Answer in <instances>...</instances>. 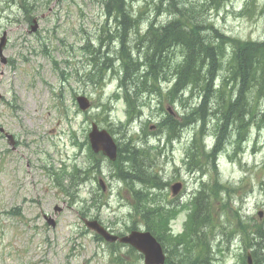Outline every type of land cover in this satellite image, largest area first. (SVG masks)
Segmentation results:
<instances>
[{"label":"rangeland","instance_id":"374dc122","mask_svg":"<svg viewBox=\"0 0 264 264\" xmlns=\"http://www.w3.org/2000/svg\"><path fill=\"white\" fill-rule=\"evenodd\" d=\"M58 1L33 4L29 15L23 8V0H0V37L4 31L8 32V44L4 53L14 63V66L0 63V93L3 96L0 101V126L16 140V148L12 149L9 141L0 134V264H118L117 261L122 264H143V259L127 247H114V251L108 249L84 225L83 219L97 216L114 233H127L129 227L133 226L144 229L136 215L133 218L129 216L134 212V201L129 190L114 174V168L103 163L101 177L107 183L104 192H97V181L90 178L75 193L77 197L74 201L57 188L52 175V170L58 172L64 163L71 165V170L75 167L84 170L92 166L94 161H90L86 141L92 124L88 119H94L100 127L117 122L113 132L115 138L121 139L122 144L125 143V137L122 136L124 131L118 124H127L122 100L115 102L114 108H109L110 100L119 90L116 76L121 75L123 69V62L119 61L120 32H117L118 23L114 21L118 16L113 11V16L108 15L105 6L108 0H66L57 3ZM124 1L128 6L131 2L133 12L137 15L142 12L143 19L154 20L157 27L180 18L173 12L172 15L165 12L171 2L169 0ZM188 1L196 6L204 4L205 7L213 2ZM188 1L181 0L182 6H192ZM214 1L219 4V9H207L206 22L209 26L244 42H264V0H256V5L253 6L256 8L249 7V14L244 16H238L237 13L244 9L245 0ZM160 4L157 8L161 11V16H157L158 9L154 7ZM188 17L185 14L181 20L189 23L192 20ZM192 17L195 18L193 15ZM33 18L38 19L39 29L31 34L26 21ZM142 28L145 30L146 26ZM135 33L141 35L142 30L139 34L133 27L127 32L125 44L126 52L135 54L133 58L137 59L135 67L139 75L141 73L138 70H145L141 61L151 48L149 43L154 42L155 38L144 37L145 41L135 46L132 40ZM89 40L91 50L88 52L81 47ZM221 40H218L219 50L227 43L225 40L221 45ZM197 47L189 45L191 52H196ZM200 47L205 49L204 45ZM224 49L221 60L223 65L218 72L220 77H223L234 56L230 47ZM171 54L166 61L162 60L164 66L161 71L167 74L170 73L168 63L181 61L183 51L176 49ZM96 63L108 65V72L107 69L102 70L103 77H92L93 71L98 70ZM153 69L157 71V67ZM99 79L103 82L97 83L96 80ZM170 81L172 79L167 82L162 78L153 81L156 83L154 88H159V91L161 89V96L143 93L138 97L137 105H141L144 117L142 121L128 125L129 132L132 129L133 132L140 133V139L136 140L134 136L132 139L143 151L141 159L150 163L164 184L170 183V186L156 191L155 198L159 202L168 204L176 198L171 194V186L177 182L183 183L177 199L179 203L193 199L202 183L207 196L212 195V188L214 189L212 199L217 212V224L211 223L212 233L208 228L210 250L205 253H211L217 244L221 248V243L217 241L219 239L223 242L225 252L223 256V253L219 254V250L214 252L219 259L214 264H241L240 255L245 253L242 234L234 236V233L238 234L240 221L244 218V225L250 223L247 226L249 236L253 233L254 226L264 223V121L260 122L263 125L261 130L257 126L251 128L248 141L240 146L239 150L244 152L241 156L238 155L240 162L229 158L236 147L231 142L215 159L205 156L202 162L204 171L193 175L184 165L185 152L193 135L192 131L200 125V120L181 129L182 138L175 139L176 136H172L173 140L169 144L165 139L171 132L162 131L157 125L163 123V113H159L161 108L179 121V116L185 112L183 106L199 105L204 98L198 96V89H192L184 95L185 103L178 102L175 106L176 100L171 104L168 99ZM131 84L130 88L135 90V94L144 91L142 87L137 89L136 80H132ZM78 96H86L92 103L86 118L83 115L85 112H81L76 103ZM164 97L167 99L159 105L158 102ZM149 105L152 106L151 109ZM261 119L262 115L258 114L253 120ZM210 122L209 117L208 123ZM143 129L147 136L142 133ZM216 132L217 130L206 139L208 151L216 141ZM154 134L160 135L161 139L158 140ZM218 147L220 149L221 144ZM199 163L196 160V164ZM68 178L69 175L63 178L67 186ZM217 183L243 188L234 193L217 187ZM93 194L95 199L100 200V208H93L95 204H91L89 199ZM222 196L229 202L227 215L220 211L218 204L222 203ZM85 200L89 201L85 203ZM259 212H263L262 218L259 217ZM81 214L86 216L83 218ZM45 215L56 221L54 228L46 225ZM186 217L187 211H182L173 223L176 233L182 232ZM225 237L232 239L228 243ZM258 242L256 240L257 245ZM257 245L255 249H258Z\"/></svg>","mask_w":264,"mask_h":264},{"label":"trees","instance_id":"16d2710c","mask_svg":"<svg viewBox=\"0 0 264 264\" xmlns=\"http://www.w3.org/2000/svg\"><path fill=\"white\" fill-rule=\"evenodd\" d=\"M112 1L115 5L113 12L115 11L120 23L124 18L123 13L125 11L124 6L126 2L124 0ZM29 7L30 6L28 5L25 7L26 11L29 9ZM106 9L108 11V15L113 16L112 9L108 6V1L106 4ZM186 15L189 16L188 18L190 20H192V26L190 29L178 20L161 27V29H164L165 32L168 30L171 33V36H167L166 32V35L157 37L155 38L154 42L151 41V43H149L151 48H149L146 55H144L143 61H141L143 62L142 68L145 67V70H138L137 72L141 73L139 75L136 73L137 67H135L137 66L135 60L137 59L133 58L135 54H132V52L130 53L129 51L126 52L125 43L127 40L125 39L127 31L120 32L118 36L121 54L119 61L123 62V70L120 75L121 85L126 84L129 78H132L133 81L136 80L137 89L140 87L144 88V91L140 94H135L134 92V94L131 96H125L129 108L131 109V116L141 115L140 105H137V101L139 100L138 97L140 95L143 93H153L161 96V89L160 91L159 88L158 90L155 89L154 86L156 83L153 81H157L159 78H162L167 82H169V79H172L170 82L173 84V86L168 91L169 97H172L169 100L171 104L173 103L174 99L179 97L181 102L185 103L184 99L186 98L184 96L178 95L174 90L175 88H180L182 90H192L197 89V87H199L201 84V88H204L205 98L201 97L204 99L199 105L192 104L187 106V113L182 116V119L186 122L185 124L197 122V120H200V122H198L200 124L208 123V114L210 113L206 112L205 107L207 102H209V98L206 97V94L207 91H209L208 89H210V94L213 95L211 87L212 80L215 75L217 76V73L221 69H219V56H217L216 52L214 51L215 48H218V40L211 39L208 36H203L202 32L204 26L201 25V22L197 21V18H193L189 13ZM211 31L214 32V29ZM215 33L217 34L218 38L221 37V35H219L217 32ZM220 39H222V45L226 38L223 37ZM234 44L236 51L232 57L231 64H229L228 71H234L236 74H240L242 76L241 85L243 88H246L247 86L250 87L248 84L250 80L255 81L256 86L259 88H264V42H241L236 40ZM189 45L198 46L196 48V52H191ZM201 45H204L205 49L201 48ZM176 49H181L183 51L182 60L176 61L173 64L168 63L170 66V73L167 74L161 71V67L164 66L162 60L164 59V61H166V58L172 55L171 53ZM107 61L111 62V60L108 58ZM101 64L102 65H98L97 63L95 64L98 70L95 69L97 72L93 73L94 78L99 77L100 75L103 77L104 74L102 75V70L108 69L107 64ZM153 67H157V71H155ZM145 71L148 72L146 73ZM161 72L163 73L161 74ZM114 74L117 75L116 73ZM225 88L226 87H224V89ZM249 90L252 91V88L250 87ZM218 94L221 95V98L216 96V100L213 102L214 105L222 104L225 101V98L222 96V89L218 92ZM241 101L242 100L240 99L236 101L231 99L232 103L229 105L227 110L237 106V103ZM241 103L244 102L242 101ZM248 116L250 118V113ZM160 126L162 127L161 129L163 131L167 130V132H171L170 137L180 134L181 129L186 127V125L183 126V124L181 125L180 122L175 121L170 115H167V118ZM222 128L223 121H217L215 126V131L217 130L215 134L218 136L216 142L217 146L220 144L219 138L221 136L220 133L222 132ZM193 138L194 140L192 142V146L189 148L188 153L194 155V151L196 150L204 154V148L201 145V136L197 135ZM128 140L133 141L132 137H130ZM120 146L119 158L115 163L111 164L115 169L114 174L130 186L140 206L137 208V210H139L138 213L141 215L146 229L150 231L159 242H161L166 250H168L166 264H200L202 261L200 262L199 260L204 259L202 256L203 252L197 253V251L209 249V247H207V242H203L201 239L202 228H200L204 226L202 223L203 220L201 219V214L204 213L203 211H205L207 214V201L206 195H203L204 191L199 192L198 196L195 198L197 209L191 219L190 232L188 234L186 232L181 236L173 237L170 232L169 224L170 220L176 215L175 211L173 209L164 207L161 203H154L151 200L150 201L153 204H150L148 201L149 199L146 197L148 196V193L143 194L142 190H137L135 188V185L137 184H142L141 186L143 187H149L150 185L159 186L160 183L162 184L160 178L156 175L154 168L150 165V163L141 160L143 154L141 149L138 147V150L132 149L127 147L126 144ZM148 149L150 150L151 148L149 147ZM216 151L217 150H214V152ZM209 156L214 159L215 153H211ZM258 239L264 240V230H258L255 241ZM253 244H255V242ZM261 245L262 243H260L258 249H255L254 251L257 264H264L262 262V253H260ZM176 252L178 254H176ZM197 254L200 255L195 256Z\"/></svg>","mask_w":264,"mask_h":264},{"label":"bare ground","instance_id":"6f19581e","mask_svg":"<svg viewBox=\"0 0 264 264\" xmlns=\"http://www.w3.org/2000/svg\"><path fill=\"white\" fill-rule=\"evenodd\" d=\"M44 1H51V0H23L25 7L31 6L33 4H37V3H41ZM62 1H66V0H59L57 3L62 2ZM171 2H169L168 7L166 8L165 12H167L168 14L172 15V12L175 14H178V16L180 18H176L175 20L180 21L182 24H184L185 26H187L189 29L192 26L191 22L189 21V23H185L183 22L181 19H183L184 14H191L194 17L197 18V21L201 22V25L204 26L203 29V36H208L211 39L214 40H221L220 38H226L227 43H224L223 46L221 47V49L219 50V48H215L214 51L216 52L218 59H219V69L222 67L223 64L222 63V57L224 55V48H228L230 47L232 49V52L236 51V47L234 42L237 41H241L240 39L237 38H232L227 36L226 34H224L223 32H220L213 28L212 26H209L208 23L206 21L207 20V9L213 7L214 9H219V4H216V2L214 0H212L213 2H211V4L207 5L206 7L204 6V4L202 5H193L190 1V5L192 4V6L189 7H184L183 2H181V0H169ZM107 4V3H106ZM244 9L240 10L237 15L238 16H244L246 14H249V7H253L256 5V0H245L244 1ZM106 6V5H105ZM108 6L112 9V11L115 8V5L113 4L112 0H108ZM160 5H155L154 9H158V14L157 16H161L160 13L161 11L159 10ZM256 8V7H253ZM251 8V9H253ZM124 13H123V20L119 23V19L116 18V20L118 23V28H117V32H122V31H127L129 32L133 27L135 28V30L141 34V30H142V36L144 37H149V39H154L157 37H161L163 35H166L167 32V36H171V33L164 29H161V26H155L154 20L145 18L143 19L142 17V12L138 13V15L136 13L133 12V5L131 4V2L128 4L126 3L124 6ZM174 9V10H173ZM108 13V11H107ZM115 13V11L113 12V14ZM112 14V15H113ZM141 15V16H140ZM198 15V16H196ZM173 21H171L170 23L167 24H171ZM166 24V25H167ZM146 26L145 30L142 28L143 26ZM214 29V32H212L211 30ZM217 32L219 35H221V37L218 38L217 34L215 33ZM110 33V32H108ZM141 35H136L135 33V37L132 39L133 43H135V46L138 45L139 42L141 41H145V38H143ZM153 37V38H152ZM215 42V41H214ZM218 42V41H217ZM244 42V41H241ZM232 44V45H230ZM133 47V46H132ZM100 48L102 49V44L100 46ZM232 60V59H231ZM229 64H231V61L229 62ZM228 68L225 70L223 77H220L219 74L217 73V76L215 75L213 80H212V92L213 95L210 94V89H208L209 91H207L206 97L210 98V101L207 102L205 110L206 112H209L210 114L209 117L211 118V122L209 123H205V124H200L197 127H195L194 131H192L194 136L200 135L203 139H209L211 137V135L214 133L215 131V126L217 124V121L222 120L223 121V128H222V132L220 133V144L221 147L219 149V147L217 146V144L212 145L210 147V151L212 153H216L218 151H223L226 147H228V145H231V142L233 143L234 147L237 149L240 145L245 144L248 140H247V136H250V130L251 128H253L254 126H257L260 128V130L262 129V121H264V108L262 109V107L264 106V88H259L258 86H256L255 81L250 80L248 82L249 86L252 88V91L249 90L250 87H246L243 88V86L241 85L242 82V76L240 74H236L234 71H228ZM123 70V69H122ZM109 70L107 69V72ZM103 82V81H100ZM132 78L126 82V84H122L119 86V90L117 92H115L114 94V98H112L109 102V108L111 109V106L114 108V103L115 102H119L123 96H128V95H132L134 94L135 90L131 89L130 86L132 85ZM171 87L173 86V84H171ZM253 85V86H252ZM224 87H226L224 89ZM199 92L198 96L200 97H204V88H201V84L199 85V87H197ZM222 89V96L223 98H225L224 103L222 104H213V102L216 100V96L221 98V95L218 94V92ZM242 89V90H239ZM175 92H177L178 95L184 96L187 95L190 90L186 89V90H182L180 88H175L174 89ZM205 98V97H204ZM231 99H233L234 101L236 100H242L244 103H237V106H234L233 108H230L229 110H227L229 108V105L232 103ZM176 100L175 106L178 105V102H180V97L174 99V101ZM173 101V102H174ZM173 104V103H172ZM187 107V106H186ZM184 107L183 110H185V112H187V108ZM250 113V115H253V118H249L248 114ZM258 114L262 115V119L260 121H254L253 119L255 118V116H257ZM143 117H141L139 119V121H142ZM261 122V123H260ZM259 123V124H258ZM186 133V132H185ZM183 136V135H182ZM182 136L180 138H182ZM154 137H157V139H161L160 135H156L154 134ZM191 137V138H192ZM217 135H216V142H217ZM179 138V139H180ZM172 137L170 136H166L165 142H168V144L170 143V141H172ZM126 140L125 144L127 147H130L132 149H137V145L134 141H129ZM173 147V145L171 146ZM214 150H217L216 152H214ZM133 151V150H132ZM226 151V150H225ZM224 151V152H225ZM142 160V159H141ZM143 161H146L143 159ZM147 162V161H146ZM102 167V166H100ZM203 170L204 168H198L196 171H200ZM223 187H227L230 190H232L234 193H238L240 190H242V186H239L238 188L231 186L230 184H225L223 185ZM204 213L201 214V219L203 220L202 223L204 224V226L200 227L202 228V234L201 239L203 240V242H207V246L209 247L210 243L208 242L209 239V233H207L208 228L210 229L211 233L213 231L212 227L210 226V220L208 215L205 213V211H203ZM211 214L214 216L215 215V210L214 208L210 209ZM219 233V231H218ZM174 255V254H172Z\"/></svg>","mask_w":264,"mask_h":264},{"label":"water","instance_id":"95a60500","mask_svg":"<svg viewBox=\"0 0 264 264\" xmlns=\"http://www.w3.org/2000/svg\"><path fill=\"white\" fill-rule=\"evenodd\" d=\"M36 30V27H34ZM6 43L5 37L2 39L0 44V53L2 52V48ZM5 61V59H3ZM80 105L83 109H87L89 107L88 102L81 98L79 99ZM90 140L92 147L95 152L103 151L105 155H107L111 160H115L116 158V146L112 140V138L105 132H99L94 126L93 132L90 134ZM177 192V189L175 190ZM89 226L93 229H96L99 233H101L108 241L114 242L116 240L115 237L109 236L103 229H101L96 222L90 223ZM123 243H128L138 249L140 252L144 253L146 256V264H163L164 256L160 245L151 237L150 234H141L138 232H133L129 237L121 239Z\"/></svg>","mask_w":264,"mask_h":264}]
</instances>
